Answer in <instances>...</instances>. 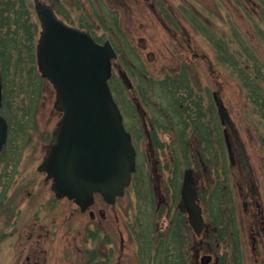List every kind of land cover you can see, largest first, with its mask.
Wrapping results in <instances>:
<instances>
[{
  "label": "rangeland",
  "instance_id": "rangeland-1",
  "mask_svg": "<svg viewBox=\"0 0 264 264\" xmlns=\"http://www.w3.org/2000/svg\"><path fill=\"white\" fill-rule=\"evenodd\" d=\"M27 1L33 6L32 17L38 23L40 33L41 26L33 0ZM52 1L43 0L46 3ZM60 1L58 10L61 11L62 16L69 15L70 18H66L68 23L85 30L90 26L94 37L101 42L110 40L118 52V57L114 61L117 66L113 69L119 95L116 94L121 103L125 127L133 135L137 150V168H140L141 172L136 179H132L124 195L117 198L111 206L97 194L94 205L83 213L72 201L66 198L56 199L51 190V183L44 181L45 173L38 171V166L51 143L52 134L63 115L54 108L56 92L49 80L40 76L38 69L35 75L39 81L34 83L28 79L30 77H27V74L22 76L25 79L19 78L14 70V74L11 73L10 76V85L14 87L11 105L13 126H9L8 123V141L11 138L10 130L13 131L12 139L15 137L17 139L14 145L13 143L10 145L5 157L2 156L6 148L0 156V264H23L30 248L35 247L37 236H52L48 240L42 238L39 243L37 242L41 252L40 264H90V259L95 256V250L100 245L92 237L106 236L111 232L110 218L116 220L115 259L120 256L121 264H144L138 255L140 246L136 244V239L127 240L130 244L121 253L120 233L125 239L131 235V232L133 236L141 232L148 236H160L161 231L165 230L169 223L168 204H163L161 207L160 197L164 196V200L170 203L175 190L172 187L174 177L171 169L167 168L168 163H171L168 153L157 146L159 143L168 144L171 140L170 135L159 128L154 129L159 126L153 120L155 116L152 108L144 103L140 89L151 90L153 80L159 81L170 69L178 68L179 55L189 66L192 83L199 86L205 103L209 98L214 101V94L217 93L228 109L246 149L254 184L264 208L262 140L264 118L258 113L259 109L249 101L247 91L241 87L240 80L234 72L217 60L213 45L220 37L227 43L236 32L264 67V24L256 17L258 14L256 15L254 1L240 0L241 4L236 0ZM190 13L194 14L192 16L199 24L198 27L189 18ZM167 26L177 33L176 37L171 36ZM39 33L36 35L35 44L38 42ZM209 35L213 37L212 40ZM187 43L189 47L186 46ZM175 50L179 51V54H174ZM120 70L128 75L132 83L131 88L123 83L119 75ZM147 94L149 102L156 104L155 95L153 96L151 91ZM136 100L142 104L147 113V132L152 143L160 181L158 196L152 181L149 140L136 110ZM125 102L128 103L127 106ZM214 108L218 116L215 101ZM7 111H9L8 107ZM0 113L5 117L2 108ZM221 133L223 135L222 126ZM232 140L234 141L233 138ZM234 149L237 164L229 177L243 262L264 264V236H259L258 251L255 254L249 236V227L254 220L251 215H246L244 212L239 183L245 178L239 175L242 166L235 145ZM226 155L227 161L230 162L227 149ZM189 168L199 170L196 165ZM185 169L184 167L180 178L179 190L175 192L178 199ZM199 172L200 191L202 194L211 193L215 176H206L207 174H203L201 170ZM244 188L248 196L247 201L251 204L250 194L246 187ZM227 206L230 208L229 204ZM99 208L105 211L106 220L98 214ZM176 209L177 206H174L172 213ZM92 210H96L95 219L89 214ZM250 211L253 212L254 207H251ZM229 212L230 210L227 211V215ZM204 218L206 223L210 222L206 208H204ZM255 228L258 229L256 224ZM207 229L210 236H213L212 242H206L201 238L199 240L205 242L207 254L213 257L210 264H217L220 257L229 251L230 236L233 234L230 230L221 231L214 227ZM31 233L32 236H36L33 240L27 237Z\"/></svg>",
  "mask_w": 264,
  "mask_h": 264
},
{
  "label": "water",
  "instance_id": "water-1",
  "mask_svg": "<svg viewBox=\"0 0 264 264\" xmlns=\"http://www.w3.org/2000/svg\"><path fill=\"white\" fill-rule=\"evenodd\" d=\"M34 6L42 27L37 46L38 69L54 87V108L63 114L38 171L46 173L47 180H52V190L57 197L74 199L82 210L93 204L96 193L106 202L115 203L131 183L137 157L132 136L124 126L123 115L109 85L117 52L110 41L98 43L89 31L67 24L58 17L52 5L34 0ZM119 73L123 82L131 87L126 72L120 70ZM1 100L0 74V107ZM215 102L221 123L226 127L231 162L234 160L232 135L244 170L249 175V160L239 131L217 93ZM136 107L147 130L146 112L139 101ZM147 135L149 137L148 132ZM7 138L8 124L0 115V153ZM148 151L155 190L159 192L151 141ZM199 178L198 171L185 170L180 203L197 235L202 233L205 224L197 196ZM197 250L199 252L198 246ZM211 260V255H205L201 264H209Z\"/></svg>",
  "mask_w": 264,
  "mask_h": 264
},
{
  "label": "trees",
  "instance_id": "trees-1",
  "mask_svg": "<svg viewBox=\"0 0 264 264\" xmlns=\"http://www.w3.org/2000/svg\"><path fill=\"white\" fill-rule=\"evenodd\" d=\"M236 1L241 4L240 0ZM252 1H254L253 5L257 9L256 15H258L256 17L258 21L264 24V0ZM32 8L33 6L27 0H0L2 113L5 115L9 126H13L11 105L14 87L10 85L11 73L15 70L19 78L27 74L26 76L30 77L28 79L33 83L39 81L35 75V71L38 69L35 38L39 33V25L33 20ZM59 12L61 13L60 10ZM192 15L194 14L190 13L189 18L198 27L199 24ZM63 16L70 18L69 15ZM255 26L258 27V24L255 23ZM86 28L91 30L90 26ZM167 29H169V26H167ZM168 32L171 33L172 37H176L177 33L173 32L171 28ZM233 36L229 38L231 43H229V40L225 43L222 37L214 42L216 58L222 65H227L234 72L240 80L241 87L247 91L249 101L259 109L258 113L264 118L263 64L259 62L257 56L249 51V48L240 40V36L236 32ZM209 38L210 40L213 39L210 35ZM96 40L100 41L97 38ZM186 46L189 47V44L187 43ZM174 52V54H179V51L175 50ZM179 57V67L170 69L163 79L153 80L151 90L140 89L141 96L144 103L152 108L153 116H155L153 120L159 126L154 129L159 128L170 135L171 140L168 144L159 143L157 146L168 153L169 162L171 163H168L167 168L171 169L174 177L172 179L174 193L179 190L184 167L189 168L196 165L203 174H207L206 176H215L211 193L202 194L199 190L200 201L210 216L207 227L219 228L221 231L230 230L233 234L230 236L229 251L221 256L219 262L216 263L244 264L229 177L234 167L227 161V147L225 138L221 133V123L214 108V101L209 98L205 103L199 86L192 83L189 66L180 55ZM21 79H25V77ZM116 79L112 76L109 83L117 102L121 106L116 94L118 93ZM119 84H121L120 80ZM150 91L153 96L155 95L156 104H151L147 99V93ZM125 105L127 106L128 103L125 102ZM7 107L9 111H7ZM10 137L2 157H5L6 151L12 143L14 145L17 139V137L12 139L14 137L12 130H10ZM262 140L264 143V137ZM140 172L141 169L137 168L133 178L136 179ZM228 204L230 208L227 206ZM228 210L230 212L227 215ZM177 228V226L170 228L165 236L160 234V236H142L136 239V242L140 244L138 255L144 264H189L191 258L184 251L186 237L178 236ZM207 232L209 230L206 228L204 236L200 238L205 239L206 242H212L213 236H205ZM203 245L206 251L204 241Z\"/></svg>",
  "mask_w": 264,
  "mask_h": 264
},
{
  "label": "flooded vegetation",
  "instance_id": "flooded-vegetation-1",
  "mask_svg": "<svg viewBox=\"0 0 264 264\" xmlns=\"http://www.w3.org/2000/svg\"><path fill=\"white\" fill-rule=\"evenodd\" d=\"M41 1H43V0H41ZM44 3H46V2H44ZM59 3H61L60 0H53L52 2L47 3V4H50V5L53 6L54 11L58 15V17H60L67 24H69L71 26H74V25L68 23L69 21L64 16H62V14L59 12V10H58V4ZM74 27H77V26H74ZM77 28L82 30V28H80V27H77ZM38 43H39V40H38ZM113 64H114L113 68H115L117 65H116L115 62H113ZM144 131H145V129H144ZM146 137H147V133H146ZM239 159H240L241 166H242V171H241V173L239 175H240V177L242 176L243 178H245L243 180V182L239 183V189H240V192H241L240 196H241L242 203H243V206H244L245 214L246 215H251V217L254 220L250 224V227H249V230H250V232H249L250 235L249 236L251 237L252 247H253L254 254H255L258 251L259 236H264V208H263V206H262V204L260 202V194H259V192H258V190H257V188H256V186L254 184L253 176L251 175L252 176L251 177L250 175H247V173L244 170L243 161H242V159L240 157H239ZM232 164H233L232 166L235 169V166L237 164L236 154H235V159L233 160ZM44 181L46 183H51V190H52V180H47L45 178ZM152 181H153V174H152ZM244 187H246V189L248 190V192L250 194L251 204H250V202L247 201V197L248 196L244 192V189H245ZM181 188H182V184H181V187H180V197H179V199H178V195L176 193H174L172 199L170 200V203H168L167 201L164 200V196L160 197L161 198V207L163 206V204L164 205L168 204L167 217L169 218V223H168L166 229L161 231V236H165L170 228L172 229L173 227L177 226L178 227L177 228L178 236H185L186 237V241H184V246H185L184 251L191 258L189 260V264H201L202 257L205 256V255H209L204 250L203 241L199 240V238L201 236H204L205 229L207 228V223L205 222L204 229H203L202 233L200 235H197L195 233L193 227L189 223L187 212H185L183 209L180 208V203H181V198H182ZM199 190H200V188L198 189L197 195H198V198H199V203H200V205L202 207V210H203V217H204V208L205 207L202 205V203L200 201ZM154 191L156 193L155 186H154ZM158 193L159 192L156 193L157 196H158ZM53 194H54L56 199L61 200V199L66 198V199L72 201L74 204H76L79 207L80 211L83 212V213L87 212L88 209L91 206H93L94 203H95V200H94L92 205H90L87 209L82 210L81 207L74 201V199H70L67 196L57 197L54 191H53ZM173 199H174V201H173ZM106 204L111 206L114 203L106 202ZM174 206H177V209L172 213V209L174 208ZM251 207H254V211L253 212L250 211ZM89 214H90L92 219H95L96 210L90 211ZM98 214L102 217L103 220L107 219V216H106L105 211L103 209L99 208L98 209ZM113 220L110 218V222H111L110 224L112 225V227L110 228L111 232H108V235H106V236H93L92 237L100 245H98V247L95 250V256L93 255V257L90 259L91 260L90 264H121V257L120 256L117 258V260L115 259V254L117 252V249H116V246H117V233L116 232L117 231H115L116 230V227H115L116 220L115 219H113ZM204 221H205V218H204ZM255 224L258 226V229L255 228ZM32 230L34 231L35 229H32ZM32 234L33 233H31L30 236H27L28 239H30V240L35 239L36 236H32ZM142 236H148V235H146V234L141 232L139 234H136V236H133V234L131 232V235L128 236L127 239H125L124 235L122 233H120V251H121V253L123 251H125L128 248L129 244H130L129 241H127V240H129L131 238V241H132L133 239H139V237H142ZM205 236H210L209 232H207V234ZM51 237L52 236H37L36 238L38 239L37 242L39 243L42 238H46L48 240ZM37 242L35 243V247L34 248H30L29 253L25 256V262L23 264H40V253L41 252H39V248H38V243ZM136 244L138 246H140V244H138V242H136ZM197 246L199 247V252H197L198 251L197 250ZM42 251H44V249H42ZM22 253H23V250H22Z\"/></svg>",
  "mask_w": 264,
  "mask_h": 264
}]
</instances>
